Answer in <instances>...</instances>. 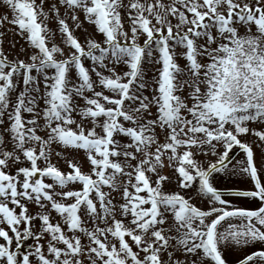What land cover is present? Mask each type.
I'll list each match as a JSON object with an SVG mask.
<instances>
[{
  "label": "snow or ice",
  "instance_id": "snow-or-ice-1",
  "mask_svg": "<svg viewBox=\"0 0 264 264\" xmlns=\"http://www.w3.org/2000/svg\"><path fill=\"white\" fill-rule=\"evenodd\" d=\"M0 9V264H264V0Z\"/></svg>",
  "mask_w": 264,
  "mask_h": 264
},
{
  "label": "rangeland",
  "instance_id": "rangeland-1",
  "mask_svg": "<svg viewBox=\"0 0 264 264\" xmlns=\"http://www.w3.org/2000/svg\"><path fill=\"white\" fill-rule=\"evenodd\" d=\"M2 11L3 9H0V12ZM240 156H241V153L239 151L233 157V160L239 159ZM216 179H217L218 185L224 188H232L234 186H240L246 183V178L239 174L221 173ZM231 195H239V194H231Z\"/></svg>",
  "mask_w": 264,
  "mask_h": 264
},
{
  "label": "water",
  "instance_id": "water-1",
  "mask_svg": "<svg viewBox=\"0 0 264 264\" xmlns=\"http://www.w3.org/2000/svg\"><path fill=\"white\" fill-rule=\"evenodd\" d=\"M233 155H234V153H232V156H233ZM232 156H231V157H232ZM232 193H238V192H232Z\"/></svg>",
  "mask_w": 264,
  "mask_h": 264
}]
</instances>
